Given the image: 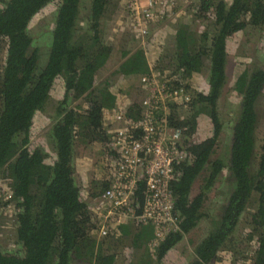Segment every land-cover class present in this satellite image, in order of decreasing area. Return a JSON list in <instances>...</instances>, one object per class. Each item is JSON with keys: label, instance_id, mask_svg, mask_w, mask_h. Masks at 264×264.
<instances>
[{"label": "trees", "instance_id": "16d2710c", "mask_svg": "<svg viewBox=\"0 0 264 264\" xmlns=\"http://www.w3.org/2000/svg\"><path fill=\"white\" fill-rule=\"evenodd\" d=\"M53 1L0 0V218L13 217L16 239L23 249L22 255L0 249V264H114L116 243L108 238L127 233L132 234L131 245H144L148 255L159 262L203 217L211 219L210 228L195 245L193 259L187 264H210L220 250L235 252L238 222L249 206L254 209L249 216L248 234L255 238L256 248L247 260L249 264H264V139L254 156L264 61L252 58L235 62L231 87L240 99L233 116L227 164L212 157L224 120L217 103L227 85L226 40L248 27L264 25V0H199V14L214 15L209 29L197 35L189 32L181 19L174 32L163 26L143 46L121 48L119 64L102 75L113 49L104 42L100 26L110 7L125 6L127 0H91L82 18L80 0H58L49 47H34L29 22ZM168 33L174 36L175 49L173 63L162 64L167 73L163 80L167 86L185 88L191 96L185 117L178 115L176 103L170 104L168 115L169 124L182 130L192 155L189 162L176 166L178 176L170 183L173 208L179 215L178 229L154 242L150 224L132 226L111 221L108 235L95 236L92 230L96 223L81 200L78 186L77 171L88 166L75 159L74 146L78 141L95 143L96 150L103 151L98 165L95 163L96 169L101 167L94 171L99 182H92L90 193L96 196L108 188L112 176L103 113L115 105L116 95L130 86L132 76L157 70V65L165 61L160 56ZM205 69L208 91L202 93L194 87ZM54 91L59 92L58 96H53ZM47 113L51 114V152L40 145L30 147L37 120L40 117L42 121L41 115ZM202 114L212 122L213 135L189 142L197 117ZM126 115L140 117L136 103ZM39 128H43L42 123ZM253 158L257 166L252 172ZM225 167L230 190L217 216L211 218L203 210L206 194ZM201 175V190L191 197L193 183ZM137 185L135 198L141 206L144 181Z\"/></svg>", "mask_w": 264, "mask_h": 264}, {"label": "rangeland", "instance_id": "374dc122", "mask_svg": "<svg viewBox=\"0 0 264 264\" xmlns=\"http://www.w3.org/2000/svg\"><path fill=\"white\" fill-rule=\"evenodd\" d=\"M91 0H80L79 9H80V18L85 17L84 8L88 6ZM226 3H229L231 0H224ZM58 0H54L53 2L47 4L43 7L39 12H37L29 22V34L32 38V44L34 47H38L41 49L48 48L52 39V31L54 28V14L57 8ZM125 6H114L110 7L105 12V17L103 19V25L100 26V30L102 32V37L105 43L110 44L113 49L112 57L107 61L104 67L101 70L102 74H107L109 70H114L117 64L121 61V56L119 55V51L121 48L125 47L128 49H135L137 47L143 46L144 41L141 42L139 38H134L131 36V33H127L125 19H123ZM88 10V9H87ZM199 0H189V3L180 9L173 18L169 17L166 21H162L159 24L158 28L150 33V36L155 34L161 27H168L173 32L177 28V23L181 19L183 23H185L188 27L189 32L196 33L200 35L202 32H205L206 29L210 28V24L213 21L214 15L212 12L200 13L199 14ZM185 14V15H183ZM183 15V16H182ZM81 26L82 20L79 21ZM130 34V35H129ZM88 35V34H86ZM84 35V36H86ZM89 36V35H88ZM148 38H146L147 40ZM145 40V41H146ZM164 44L166 45V57H162V61L157 65V70L162 74L166 73L163 71L166 65H171L173 63L172 60V52L171 48L174 42V36L168 33L164 37ZM172 44V45H171ZM226 50L228 57V78L227 85L225 90L222 91V96L218 98L217 108L224 116V121L222 125V129L218 136L214 152L212 154L213 158L221 159L224 164L226 163L228 148L231 143L232 137V122L235 116V111L237 109V103L240 99L239 94L231 87L233 84V75L231 73L232 67H234L235 62L237 60L243 59L245 61H251L253 58L255 61H264V25L259 27H248L244 31H240L236 33L234 36H230L226 40ZM171 57V58H170ZM167 58V59H166ZM170 68V66H168ZM162 69V70H161ZM207 69L204 70L203 74L206 76L205 80H203L204 88L207 86ZM204 75L201 77L204 79ZM106 76L102 77L105 78ZM140 76L136 78L130 79V86L125 89V91L121 92L124 94L125 102L130 97L131 101L138 103L141 98L144 96V93L141 90H148L144 85H142L139 81ZM162 79L163 78H159ZM99 81V79H97ZM55 90H59L56 87ZM126 90H131L132 93ZM139 90V91H138ZM203 91V90H202ZM59 92L54 91L53 96H58ZM132 94V97H131ZM116 104V102H115ZM123 100H119L116 107L127 110L128 106H123ZM189 102L187 104L177 105L176 111L179 116L185 117L189 112ZM257 112V125L255 130V149L254 156L259 152V145L263 143V133H264V89L262 91V95L259 98L256 107ZM51 114H43L41 115L42 121L40 117L37 120V127L34 129V134L30 139V147L35 146H43L44 150H52V143L49 137L50 134V126H51V118L49 117ZM205 115H199L197 117V127L192 136L189 138V142H199L209 137L211 134V128L209 127L207 117ZM49 117V118H48ZM43 124V128H39L40 124ZM119 123H111L108 124L103 119V130L110 137L113 132V129L119 127ZM108 137V138H109ZM184 143L185 139L183 138ZM109 142V140L107 141ZM73 152L75 154V159L77 161H82L85 164H89L91 166V159L98 165V159L102 156L103 151H97L94 144H85L84 142H76ZM90 166L86 170H79L83 175L84 186L80 189L81 200H83L90 212L93 213L91 215L92 220L97 223L99 221L98 214L102 213V210H99L96 205L92 204L90 199H86L91 191L92 182L95 180L99 182L94 175V171L101 169L99 166L98 169L90 168ZM257 166L256 158H253L251 169L252 172L255 170ZM203 175L199 176L193 183L190 196L193 197L199 193L202 186ZM86 182V183H85ZM90 183V185H89ZM92 188V189H91ZM230 190L229 187V171L227 167L223 168L222 171L216 176L215 181L210 186L207 191L206 199L204 202V211L209 213L215 217L220 211L221 206L224 204L226 196ZM255 206V205H254ZM253 206H249L247 212L241 215V218L238 222V232L236 233V243H235V252L228 250H220L218 252V257L216 260L211 261L210 264H249L248 258L253 254L255 250V242L252 236L249 233V216L250 213L253 212ZM91 213V214H92ZM217 218V217H216ZM211 219L208 217H203L199 220L196 227L190 230L188 233H185L181 236V238L169 249L162 259L158 262L154 256H149L145 251V246L142 244H132L131 239L132 234L128 235V233L121 237H113L109 236L108 239H112L111 242L115 241L116 249L114 252L116 253V258L114 264H187L193 259L194 248L195 245L206 235L207 231L210 228ZM129 224L132 226H136L131 223H122ZM178 229V228H177ZM176 229V230H177ZM92 234L97 236V232L95 228L92 230ZM111 230V234H112ZM253 238V239H252ZM0 249L4 253L22 255L23 249L20 243L16 239L15 235V222L13 217L2 216L0 218ZM150 253H153L152 249H149ZM152 255V254H151Z\"/></svg>", "mask_w": 264, "mask_h": 264}, {"label": "built area", "instance_id": "2783aa9c", "mask_svg": "<svg viewBox=\"0 0 264 264\" xmlns=\"http://www.w3.org/2000/svg\"><path fill=\"white\" fill-rule=\"evenodd\" d=\"M188 3L189 0H127L123 15L126 32L145 42L162 21L173 18ZM160 74L152 69L139 78L148 89L136 103L139 118L127 116L128 108H118L117 104L103 113L108 124L119 123L120 126L113 129L106 145L112 171L110 185L96 196L86 198L102 210L98 214L99 221L95 222L98 236L108 235L111 221L136 226L150 224L154 242L178 228L179 215L173 208L170 183L178 176L176 166L189 162L192 155L184 143L182 130L169 124L168 115L171 103L187 104L191 96L183 87L167 86L159 79L167 73L161 77ZM141 180L145 187L139 206L135 190ZM84 185L80 182L78 186L81 189Z\"/></svg>", "mask_w": 264, "mask_h": 264}, {"label": "crops", "instance_id": "0c3cea01", "mask_svg": "<svg viewBox=\"0 0 264 264\" xmlns=\"http://www.w3.org/2000/svg\"><path fill=\"white\" fill-rule=\"evenodd\" d=\"M172 45V44H171ZM165 47H166V45L164 44L163 45V49H162V53H161V58L162 57H164V56H166V50H165ZM174 49H175V46H172V48L170 49L171 50V52L173 53L174 52ZM159 60H160V58H159ZM228 66H229V63L227 64V70H228ZM232 70H233V67H232V69H231V73H232ZM208 73V72H207ZM204 74H202V76H203ZM228 75H229V73H228ZM206 76L204 75V79L203 78H200V80L198 81V83H197V85L194 87L196 90H200V91H202L203 93H205V92H207V90H208V86H206V88H204V85H203V80H205L206 78H205ZM133 78H136V76H132L131 77V79H133ZM207 78H208V74H207ZM126 91H129L130 93H132L131 92V90H126ZM139 91V90H138ZM143 93L145 92V90H141ZM122 97H125L124 96V94L122 93H120V95H116V104H118V101L121 99V100H123V103H124V105L123 106H128V109L130 108V106L133 104V103H136V102H133V101H131V99H129L130 97H128V99L126 100V102L124 101L125 100V98H122ZM131 97H132V94H131ZM128 111V110H127ZM92 144H94L95 145V143H92ZM95 147H98V146H96L95 145ZM102 151V150H101ZM88 167L90 166L89 164H86ZM95 160L93 161L92 159H91V166H90V168H95ZM83 170H85V169H83ZM77 175H78V177H79V179H80V182H82L83 184H84V181H83V175H82V173H81V171H77ZM94 181V180H93ZM79 182V183H80ZM89 185H90V183H89ZM92 189V188H91Z\"/></svg>", "mask_w": 264, "mask_h": 264}, {"label": "flooded vegetation", "instance_id": "af4514ba", "mask_svg": "<svg viewBox=\"0 0 264 264\" xmlns=\"http://www.w3.org/2000/svg\"><path fill=\"white\" fill-rule=\"evenodd\" d=\"M198 92H202V91H200V90H197ZM208 91V90H207ZM203 93V92H202ZM206 93V92H205ZM218 111H219V108H218ZM222 117V114H219V119ZM207 121H208V124H209V127L211 128V134H210V136H212L213 135V132H214V128H213V125H212V122L210 121V119H207ZM224 121V120H223ZM223 121H222V125H223ZM222 125H221V129H222ZM232 125H233V122H232ZM209 136V137H210ZM217 142V141H216ZM170 232V231H169ZM154 245H155V243H154ZM157 245V244H156Z\"/></svg>", "mask_w": 264, "mask_h": 264}]
</instances>
